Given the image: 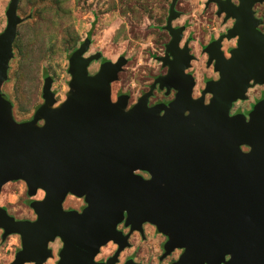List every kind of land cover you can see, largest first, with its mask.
<instances>
[{"label":"water","instance_id":"obj_1","mask_svg":"<svg viewBox=\"0 0 264 264\" xmlns=\"http://www.w3.org/2000/svg\"><path fill=\"white\" fill-rule=\"evenodd\" d=\"M176 1L165 26L171 40L157 58L166 74L129 109V95L113 102L110 88L127 60H103L90 76L88 68L101 54L85 57L89 35L69 58L71 90L62 104L55 107L53 80L46 76L44 103L30 122L17 125L11 103L0 94V191L22 181L30 197L45 193L30 202L37 217L32 222L15 220L0 206L2 239L21 240L11 264H44L56 238L62 242L57 264H93L99 248L120 243L117 226L123 220L132 228L154 224L169 238L166 253L184 249L175 264H264L263 102L249 122L229 116L233 102L264 85V34L253 11L264 0H208L224 21L235 22L206 47L219 79L208 81L198 99L186 73L194 57L188 42L181 47L184 28L172 26L179 17ZM18 2L10 0L0 34V85L22 21ZM223 39H237L229 58L221 50ZM157 86L166 95L176 92L168 106H148ZM205 94L212 95L208 105ZM68 195L84 199L81 213L63 209Z\"/></svg>","mask_w":264,"mask_h":264},{"label":"rangeland","instance_id":"obj_2","mask_svg":"<svg viewBox=\"0 0 264 264\" xmlns=\"http://www.w3.org/2000/svg\"><path fill=\"white\" fill-rule=\"evenodd\" d=\"M172 1L19 0L17 16L22 21L17 26L12 57L7 62L6 77L0 85V94L11 103L14 122L17 125L30 122L35 110L44 103L42 89L46 76L53 80L51 91L55 94V107L66 100L72 79L69 58L88 35L92 42L85 57L101 54L98 61L90 64L88 74L95 75L103 60L115 63L123 56L127 63L110 86L111 99L115 102L118 95L128 94L127 108L136 104L149 91L154 79L166 74L167 69L157 58L165 56V47L171 40L165 26ZM9 3L10 0H0V34L7 25ZM175 10L179 17L172 26L185 27L181 47L189 41L190 54L195 58L187 72L195 78L193 98H198L205 80L218 77L206 64L205 48L210 40H216L231 29L232 21H224V15L219 16L216 5L208 0H177ZM254 10L256 17L263 20L260 29L264 32V2L257 4ZM235 47L236 40H225L222 44L225 56L228 57ZM253 89L247 93L249 99L262 88ZM173 98L172 92L166 95L165 90L156 88L148 105L165 103ZM135 174L144 177L141 171ZM44 195V191L39 190L30 197L24 182H10L0 191V206L15 220L32 222L37 217L30 202L41 201ZM84 206L83 198L72 195L63 202L64 210L78 213ZM2 233L0 230V264H11L21 250V240L18 235L2 239ZM157 240V236L152 237L146 247L157 248ZM49 248L53 256L45 264H55L57 248H62V242L58 238L49 243Z\"/></svg>","mask_w":264,"mask_h":264},{"label":"flooded vegetation","instance_id":"obj_3","mask_svg":"<svg viewBox=\"0 0 264 264\" xmlns=\"http://www.w3.org/2000/svg\"><path fill=\"white\" fill-rule=\"evenodd\" d=\"M231 2L233 3V0ZM235 2L236 3H233V4L238 5V1L235 0ZM254 7H253V11H254L255 18L262 21V23L257 27V29L262 34H264V32L261 31V29H260L263 26V20L261 18L256 17ZM224 17H225V15H224ZM230 20L232 21V26H233L235 21L233 19H230ZM183 28L185 31V27H183ZM184 31H183V34H184ZM227 31H226V33H227ZM225 34H220V36L225 35ZM214 40L215 39L210 40V43ZM225 40L226 39H223L221 44H223V42ZM231 40H236V43H237V39H231ZM185 42H188V47H189V41H185ZM232 49H234V48H232ZM221 50H222V47H221ZM222 52H223V50H222ZM205 54L207 56V61H206L207 66L212 67L213 72L216 73L218 77L215 80L210 79V78L205 80L204 89L200 91V97H198V98L202 97V91L205 90L206 83L208 81H217L219 79L218 73L215 72L214 68H213L214 61L211 64L208 63L209 55L206 52V48H205ZM224 56H225V54H224ZM229 57H230V55L228 57L225 56V58H229ZM187 71H186V73L191 74L193 77V74L191 72H187ZM193 80H194V87H193V90H194L195 85H196V81H195L194 77H193ZM256 87H259L262 89L259 90L257 94H253V96L249 99L248 94H247L248 91L252 90L253 88H256ZM156 88H158V86ZM158 90H159V88H158ZM165 92H166V90H165ZM171 92L173 93V97L175 98L176 92L174 90H172ZM171 92L169 93V95L171 94ZM207 96H208V99L206 100ZM245 96H246L245 100H239L238 99L231 104V107L229 110V116L230 117H233V116L244 117L245 121L249 122L250 114L254 111L255 106L258 103L263 102L262 106L264 107V85H255L254 87L249 88L247 90ZM192 97H193V93H192ZM198 98H193V99H198ZM211 98H212V95L205 94L204 95V101H203L204 105H208ZM173 99L169 100L165 103L157 102V103H154V104H151L148 106L152 107L156 104H164V105L168 106V104L171 101H173ZM240 149L242 152H248L249 151V148L246 146H241ZM143 174H144V177H143V175L142 176L139 175V176H141L145 180L150 179V176L145 174V172H143ZM145 175L147 177H145ZM117 231H119L121 233L120 241H119L120 243L115 244L114 242L110 241L105 246L99 248L97 254L93 258V264H175V263H177V261L179 260V258L181 257V255L185 251L184 249H174L170 253H166L165 244L169 238L165 234L158 231L157 227L154 224L147 222V221L141 223L140 225H138V227L135 226V228H132L131 225H127L125 223V220H123L120 224H118ZM154 236L158 237L157 248H147L146 244L148 242H150L152 237H154ZM56 239H58V238H56ZM121 246H122V248H121ZM48 249H50L49 245H48ZM61 249L62 248H57V252H56L57 260L55 261V264H57V262L60 259L59 252ZM51 254H52V250H51ZM52 256H53V254H52ZM228 259H229V256H226L225 260H228Z\"/></svg>","mask_w":264,"mask_h":264}]
</instances>
